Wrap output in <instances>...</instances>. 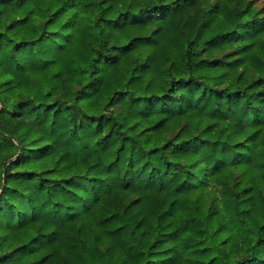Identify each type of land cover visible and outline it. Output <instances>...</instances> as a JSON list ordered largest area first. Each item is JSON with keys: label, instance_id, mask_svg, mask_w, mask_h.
<instances>
[{"label": "trees", "instance_id": "16d2710c", "mask_svg": "<svg viewBox=\"0 0 264 264\" xmlns=\"http://www.w3.org/2000/svg\"><path fill=\"white\" fill-rule=\"evenodd\" d=\"M0 264H264V0H0Z\"/></svg>", "mask_w": 264, "mask_h": 264}]
</instances>
